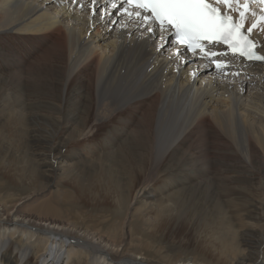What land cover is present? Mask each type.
Segmentation results:
<instances>
[{"label": "bare ground", "instance_id": "1", "mask_svg": "<svg viewBox=\"0 0 264 264\" xmlns=\"http://www.w3.org/2000/svg\"><path fill=\"white\" fill-rule=\"evenodd\" d=\"M112 3L0 0V119L55 120L28 157L0 128V264H264V62L158 50ZM163 231L199 241L173 252Z\"/></svg>", "mask_w": 264, "mask_h": 264}, {"label": "snow or ice", "instance_id": "2", "mask_svg": "<svg viewBox=\"0 0 264 264\" xmlns=\"http://www.w3.org/2000/svg\"><path fill=\"white\" fill-rule=\"evenodd\" d=\"M95 4L96 0H92ZM123 12L130 20L155 33L157 49L165 43L179 46L177 56L184 52L208 58L215 68L224 72L239 60L264 62V15L250 7L264 0H120ZM127 5V7H123ZM112 7L117 4L113 0ZM264 12V7H261ZM95 14V12H94ZM256 18L252 22L249 19ZM168 35L174 37L168 40ZM221 46L226 50H217ZM219 58V59H217ZM183 63H189L184 59ZM227 75L228 73H224ZM238 74V73H237Z\"/></svg>", "mask_w": 264, "mask_h": 264}, {"label": "rangeland", "instance_id": "3", "mask_svg": "<svg viewBox=\"0 0 264 264\" xmlns=\"http://www.w3.org/2000/svg\"><path fill=\"white\" fill-rule=\"evenodd\" d=\"M13 43V44H12ZM12 43H9V44H11L12 46H14L15 45V47H16V49H17V55H18V57L20 58V59H22V60H25V59H30L31 57H33L35 54H37L38 53V51L33 47V46H31V45H28L27 43H25V42H16V41H13ZM17 44H19V45H17ZM5 67H9V64L6 62V61H4V58L2 57V56H0V69H3V68H5ZM5 69H7V72L9 71V69L8 68H5ZM40 112V111H39ZM45 113V112H44ZM39 114H41V113H39ZM45 114H47V115H49V116H52V113H50V112H47V113H45ZM44 115V114H43ZM49 116H46L45 118H44V116H41V119H40V121L39 122H34V123H32V122H27L26 120H23V122L21 123V124H17V123H14L13 125H10V126H12V128L14 129L13 131L12 130H10L9 129V125H5L6 123H5V120L4 119H0V128L1 127H3V130H4V132L7 134V135H5L4 137L5 138H7V139H9V137H10V139L8 140V142H7V144H9V143H13V145L10 147V149L11 150H15V148H17V151H16V153L17 154H20V155H23L24 153H26V156L28 157L29 155H30V151L25 147V145H27V146H29V145H31V143H33L32 145H31V147H32V149H35V147L36 148H39V144H37L35 141V139L36 138H38V137H40V136H46L48 133H50L51 132V130H52V128H54V118H52V117H49ZM54 116V115H53ZM14 117V115H11V116H9V117H7V118H5L8 122H13L11 119ZM51 119V120H50ZM42 121V122H41ZM7 122V123H8ZM5 123V124H4ZM40 123V124H39ZM4 124V125H3ZM27 127V128H26ZM18 129H21V130H18ZM37 129V130H36ZM22 131V132H21ZM24 131V132H23ZM37 131V132H36ZM30 132H34V134L33 135H35V138L34 137H32L31 138V140L30 141H28L27 140V135H29V133ZM14 134V135H13ZM18 134L19 135H21V137H20V139H18L19 137H18ZM16 135V136H15ZM7 136V137H6ZM27 143H26V142ZM78 142H79V144H77V145H75L76 147L77 146H81L80 145V143L82 144V143H85L86 144V146L88 147V148H94L95 146L94 145H92L91 143H90V141H88V140H78ZM6 144V145H7ZM5 145V144H4ZM68 149H69V147L68 146H65V147H63V150H64V152H66V153H68L69 151H68ZM81 153L82 154H85V155H87L88 157L90 156V154H86V151H83V149H81ZM102 150L101 149H97V150H95L93 153H95V154H97V155H101V154H99L100 152H101ZM10 153V152H9ZM229 163V162H228ZM84 168H87V167H84ZM83 168V169H84ZM238 172V171H237ZM237 172H234V171H232V170H230V171H224V170H222V172H220V174L223 176V175H234V173L236 174V175H240V173H237ZM216 176L218 175V174H215ZM241 183H243V181L242 180H240V181H238V177H237V180L236 181H232L231 182V185H234V188H233V191L231 192V194H230V196L232 197H234L235 198V202H233L231 199V201L233 202V206H232V208H233V210L235 211V214H236V216L239 218L237 221L239 222L240 220H243L242 222H239V224H237V226H239V227H241V226H243V224H247L246 222H245V220L247 219V216L244 214V212L246 211V208H245V206H241V208L242 209H239V207H238V205H239V203H240V201H242V198L243 197H239L238 196V191L236 190L238 187H242V185L243 184H241ZM208 184H210V182L209 181H203V182H201V186H206V185H208ZM215 184H216V182H215ZM56 188H61V185L60 184H57V186L56 187H54V189H56ZM236 190V191H235ZM235 191V192H234ZM242 202H244V201H242ZM198 204H204V203H198ZM204 205H206V204H204ZM150 215V216H149ZM152 216V217H151ZM147 217H149V219H152V220H154V222H156L157 220L156 219H154L153 218V214H150V213H148L147 214ZM151 217V218H150ZM163 225V224H162ZM161 225V227H163ZM167 228V227H166ZM161 230V229H160ZM165 230V229H164ZM164 232V236L162 237V238H159V237H157V236H155V238L157 239V242H156V244L157 245H159V246H161V247H163V248H167V250L169 249V248H171V247H174V248H176V250H173V252H176V251H178L177 253H179V246L182 244V245H186V244H191V245H193L194 244V241L197 239V237L196 236H194V234H190L189 232L188 233H186V232H182V233H180V234H177L176 233V236L177 237H175V239H169V237L167 236V232L166 231H163ZM193 232H196V231H193ZM185 234H187V236H184ZM197 234V233H196ZM194 237L192 240L190 239V238H192V236ZM188 237H189V239H188ZM174 238V237H173ZM158 239H160V241L158 240ZM197 241H199V238L197 239ZM181 242V243H180ZM196 242V241H195ZM180 243V244H179ZM176 247H175V246ZM165 246V247H164Z\"/></svg>", "mask_w": 264, "mask_h": 264}]
</instances>
